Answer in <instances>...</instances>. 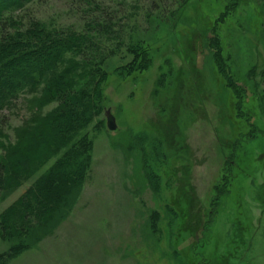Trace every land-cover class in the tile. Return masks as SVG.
Masks as SVG:
<instances>
[{
    "label": "rangeland",
    "instance_id": "obj_1",
    "mask_svg": "<svg viewBox=\"0 0 264 264\" xmlns=\"http://www.w3.org/2000/svg\"><path fill=\"white\" fill-rule=\"evenodd\" d=\"M227 1L34 0L19 13L25 24L79 30L106 11L123 40L100 61L108 73L105 101L79 133L91 148L77 195L68 205H49L61 213L42 227L22 204L65 145L52 148L36 171L25 167L19 186L0 190V255L21 248L5 264H264V0H237L215 22L244 97L224 86L204 42L203 29ZM133 34L151 53L143 71L126 49ZM102 42L100 51L116 47ZM121 66H128L123 74ZM39 92L0 113L8 154L19 130L32 127L28 102ZM106 109L114 131L106 129Z\"/></svg>",
    "mask_w": 264,
    "mask_h": 264
},
{
    "label": "trees",
    "instance_id": "obj_2",
    "mask_svg": "<svg viewBox=\"0 0 264 264\" xmlns=\"http://www.w3.org/2000/svg\"><path fill=\"white\" fill-rule=\"evenodd\" d=\"M32 1L0 0V113L20 96L40 91L28 102L31 114L28 120L32 127L19 130L11 154L7 151L9 147L0 145V190L19 186L25 167L31 166L35 169L31 172L36 171L42 157L49 155L52 148L65 145L62 155L38 176L33 187L27 189L22 202L30 207L29 213L39 223L38 227H42L45 219L48 221V218L53 219L61 213L49 205H68L81 188L90 160L91 140L79 133L90 122L93 110H103L105 98L102 85L108 73L100 61L112 56L123 39L122 29L117 28V22L106 11L85 21L79 30L35 19L25 24L18 15ZM79 1L90 3L93 0ZM236 2L228 0L216 20H210L212 24L209 21L203 31L205 46L210 51L211 68L226 80V88H236L237 95L244 97L247 88L239 77L229 75L227 61L221 55L223 48L215 31V22L223 18ZM185 3L187 0L181 7ZM134 35L130 36L126 49L133 54L136 68L143 71L149 66L151 53L144 45L145 41ZM103 40L115 41L116 47L110 45L100 51L101 47H105ZM252 68L240 76L246 79ZM126 69L128 66L119 67V74ZM179 98L174 94L172 104L177 106ZM50 103H56L55 109L46 111L39 118L32 114ZM241 111L247 112L245 108ZM254 126L250 124V127ZM9 155L14 158L10 163ZM24 222L27 220L24 219ZM20 249L11 248L0 255V264L15 257Z\"/></svg>",
    "mask_w": 264,
    "mask_h": 264
},
{
    "label": "water",
    "instance_id": "obj_3",
    "mask_svg": "<svg viewBox=\"0 0 264 264\" xmlns=\"http://www.w3.org/2000/svg\"><path fill=\"white\" fill-rule=\"evenodd\" d=\"M106 118V128L110 131L116 130V122L114 116L111 114L110 109H106L104 112Z\"/></svg>",
    "mask_w": 264,
    "mask_h": 264
}]
</instances>
